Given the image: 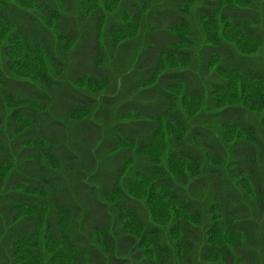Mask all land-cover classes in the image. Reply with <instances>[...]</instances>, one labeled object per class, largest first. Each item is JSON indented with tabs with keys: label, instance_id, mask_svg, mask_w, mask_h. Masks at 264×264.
<instances>
[{
	"label": "trees",
	"instance_id": "trees-1",
	"mask_svg": "<svg viewBox=\"0 0 264 264\" xmlns=\"http://www.w3.org/2000/svg\"><path fill=\"white\" fill-rule=\"evenodd\" d=\"M261 51L264 0H0V264H264Z\"/></svg>",
	"mask_w": 264,
	"mask_h": 264
},
{
	"label": "rangeland",
	"instance_id": "rangeland-1",
	"mask_svg": "<svg viewBox=\"0 0 264 264\" xmlns=\"http://www.w3.org/2000/svg\"><path fill=\"white\" fill-rule=\"evenodd\" d=\"M262 53H263V52L261 51V53H259L258 55H256V56L254 57L255 62H256L259 66H264V55H262ZM118 66H121V65H115V67H114V68L112 67V69L114 70V69H116ZM114 72H116V71L114 70ZM121 83H122V82H121V79H116V78L114 77V79L110 82V85H109V89H108V91H110V90H114L113 93H115L116 91L119 90V87L121 86ZM128 85H129V82L126 84V88L128 87ZM199 117H200V116L196 117L195 120H194L193 122L200 121V120H199ZM252 119H253V121H254V119H255V121L257 122V121H258V116H257V115H252ZM248 120H250L249 117H248ZM261 139H263V141H264V135H261ZM193 196H195V197L198 198L200 204H201L203 207H205V206L208 205V195H207V194L197 195V194H194V193H193Z\"/></svg>",
	"mask_w": 264,
	"mask_h": 264
}]
</instances>
